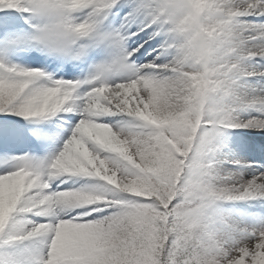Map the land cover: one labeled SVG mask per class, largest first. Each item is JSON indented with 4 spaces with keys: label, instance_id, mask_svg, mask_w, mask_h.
Segmentation results:
<instances>
[{
    "label": "snow or ice",
    "instance_id": "6c2138e0",
    "mask_svg": "<svg viewBox=\"0 0 264 264\" xmlns=\"http://www.w3.org/2000/svg\"><path fill=\"white\" fill-rule=\"evenodd\" d=\"M0 264H264V0H0Z\"/></svg>",
    "mask_w": 264,
    "mask_h": 264
}]
</instances>
